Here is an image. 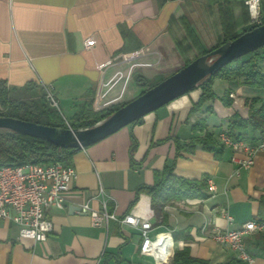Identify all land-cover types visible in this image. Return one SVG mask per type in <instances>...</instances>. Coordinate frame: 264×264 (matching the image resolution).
<instances>
[{"label":"crops","instance_id":"crops-1","mask_svg":"<svg viewBox=\"0 0 264 264\" xmlns=\"http://www.w3.org/2000/svg\"><path fill=\"white\" fill-rule=\"evenodd\" d=\"M245 2L0 0V80L8 89L29 83L50 86L66 120L83 104L100 110L126 103L144 89L137 76L156 83L251 26ZM260 13L264 16V0ZM259 65L264 72V64ZM226 89L233 99L230 108L214 98L191 110L201 93L197 86L76 150L67 160L76 176L64 208L47 210L51 234L43 242L22 239L16 224L0 219V264H168L172 253L184 246L209 264L236 258L212 236L217 229L235 228L258 217L264 199V150L257 152L249 168L234 174L237 164L232 158H244L243 151L224 145L221 159H216L199 145L192 152L176 146V140L182 144L203 137L205 131H191L202 118L219 142L230 114L236 111L246 118L250 100L264 96V89L249 87L242 79L214 80L216 96ZM253 135L258 132L250 127L242 131L243 140ZM165 165H173V172L185 178L211 180L215 190L206 199L169 203L167 225L153 224L152 235L159 231L172 236L171 254L164 263L140 252L138 229L112 220L93 226L88 214L73 210L85 202L101 209L105 202L108 212L118 217L155 218L149 196L137 194V188L152 184L155 171ZM245 244L251 264H264V233L245 236Z\"/></svg>","mask_w":264,"mask_h":264},{"label":"trees","instance_id":"trees-1","mask_svg":"<svg viewBox=\"0 0 264 264\" xmlns=\"http://www.w3.org/2000/svg\"><path fill=\"white\" fill-rule=\"evenodd\" d=\"M263 23L264 16L261 17L259 24L251 25L241 33L223 40L208 52ZM208 52H204L202 55ZM262 63H264V46L225 64L213 76L203 80L198 85L201 93L197 102L192 105L191 110H198L202 105L214 98H218L225 107L230 108L233 101L230 90L226 89L219 96H216L213 91L215 79L224 81L242 79L243 84L249 87L264 89V72L259 65ZM136 80L144 87L143 91H145L162 79L156 83H149L142 77L137 76ZM44 87L29 83L19 89H8L5 87V83L0 80V107L2 108L0 116H9L55 127L79 129L93 126L96 122L105 119L125 104H115L100 110H95L91 103L83 104L73 117L66 120L57 106L51 107L47 104L44 98ZM36 88H38L37 91H35ZM255 104H258V106H255ZM205 109L207 112H213L212 107L209 105ZM248 127L253 132L257 131L258 136L253 135L250 139L243 140L242 131ZM191 131L205 132L203 137L183 142L182 144H179V141L176 140L177 149L182 148L192 152L199 145L202 149L212 152L216 159H221L224 145L206 130V123L203 118L198 119L191 125ZM223 132L234 141L255 143L259 140H264V96L261 98L254 97L250 100L249 112L246 118L233 111L228 117L227 129ZM76 150L78 149L58 148L38 137L0 129V167L7 164L18 166L26 163H47L51 161L67 163L69 157ZM154 175L155 180L152 184H142L137 188V194L144 193L150 198V208L156 218L154 225H167L168 213L165 207L169 203L185 199H206L210 196L205 178L189 179L176 175L173 172V165H165L160 171H155ZM260 206L261 210L255 220L264 222V199L260 201ZM168 264H209V262L205 259L191 256L189 247L184 246L182 249L172 253ZM221 264L248 263L236 257Z\"/></svg>","mask_w":264,"mask_h":264},{"label":"built area","instance_id":"built-area-1","mask_svg":"<svg viewBox=\"0 0 264 264\" xmlns=\"http://www.w3.org/2000/svg\"><path fill=\"white\" fill-rule=\"evenodd\" d=\"M245 3L251 19L250 24H259L261 0H246ZM45 87L49 89L47 96L57 106L50 86ZM219 139L223 145L246 154L244 158H232L237 164L234 174H239L241 168H249L257 152L264 150V140L255 143L234 141L225 132L219 134ZM75 176L74 167L60 161L1 166L0 219L16 224L19 228V237L22 239L45 241L53 229L47 210L51 207L64 208L65 194L69 191ZM208 181V191H214L212 181ZM99 193L103 194L102 188L99 189ZM78 208L80 212L89 215L93 226H101L112 220L138 229L141 236L140 252L153 256L161 263L168 260L171 254L172 236L169 232L152 235L150 232L153 224L148 219H141L132 214L118 217L115 212H108L105 202L101 209L92 208L88 202L79 204ZM222 213L229 223L233 222V217L227 211ZM253 233H264V225H255L253 219H250L235 228L217 229L212 238L223 247L234 251L237 258L251 264L253 259L246 249L245 236ZM154 239H161V250H154L152 247Z\"/></svg>","mask_w":264,"mask_h":264},{"label":"water","instance_id":"water-1","mask_svg":"<svg viewBox=\"0 0 264 264\" xmlns=\"http://www.w3.org/2000/svg\"><path fill=\"white\" fill-rule=\"evenodd\" d=\"M262 46H264V23L191 60L91 127L63 128L0 116V129L38 137L58 148H84L138 121L197 87L233 59ZM73 210L79 211V208H73ZM149 221L154 224L155 218L152 217Z\"/></svg>","mask_w":264,"mask_h":264},{"label":"bare ground","instance_id":"bare-ground-1","mask_svg":"<svg viewBox=\"0 0 264 264\" xmlns=\"http://www.w3.org/2000/svg\"><path fill=\"white\" fill-rule=\"evenodd\" d=\"M207 185H208V190H209V181H207ZM253 224L264 225V222L253 220ZM214 241L217 242V240H214ZM152 247H154V250H161V239L152 240ZM157 257H159L158 254H157Z\"/></svg>","mask_w":264,"mask_h":264},{"label":"rangeland","instance_id":"rangeland-1","mask_svg":"<svg viewBox=\"0 0 264 264\" xmlns=\"http://www.w3.org/2000/svg\"><path fill=\"white\" fill-rule=\"evenodd\" d=\"M264 64V63H262ZM6 87V86H5ZM38 88L35 89V91H37ZM49 89L44 87V98L45 101L47 102V104L51 107H55V105L53 104V101L51 100V98H49L48 95ZM24 95V94H23ZM53 98L55 99V97L53 96ZM2 110V108L0 107V111ZM162 232H155L156 235H160Z\"/></svg>","mask_w":264,"mask_h":264}]
</instances>
